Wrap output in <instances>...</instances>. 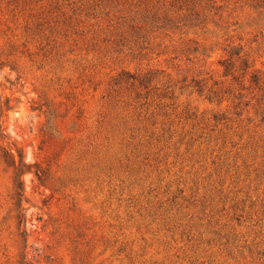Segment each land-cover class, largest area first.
<instances>
[{
    "label": "rangeland",
    "instance_id": "obj_1",
    "mask_svg": "<svg viewBox=\"0 0 264 264\" xmlns=\"http://www.w3.org/2000/svg\"><path fill=\"white\" fill-rule=\"evenodd\" d=\"M0 264H264V0H0Z\"/></svg>",
    "mask_w": 264,
    "mask_h": 264
},
{
    "label": "trees",
    "instance_id": "obj_2",
    "mask_svg": "<svg viewBox=\"0 0 264 264\" xmlns=\"http://www.w3.org/2000/svg\"><path fill=\"white\" fill-rule=\"evenodd\" d=\"M152 19H157L156 18V15L153 14L151 16ZM167 18V16H165V19ZM224 65L227 69V72L230 71V66L232 65L230 62L228 61H224ZM252 81L255 83V84H259L260 83V77H259V74H256L254 73L253 76H252ZM15 161V160H14ZM26 164L24 163L23 161V155L21 154V152H19V163H18V166H16V175H20L21 170H22V166H25ZM21 190H22V187H21Z\"/></svg>",
    "mask_w": 264,
    "mask_h": 264
}]
</instances>
